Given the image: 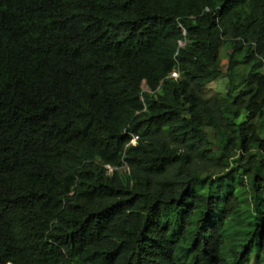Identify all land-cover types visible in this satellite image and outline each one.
<instances>
[{"label":"trees","instance_id":"1","mask_svg":"<svg viewBox=\"0 0 264 264\" xmlns=\"http://www.w3.org/2000/svg\"><path fill=\"white\" fill-rule=\"evenodd\" d=\"M263 69L264 0H0V264H250Z\"/></svg>","mask_w":264,"mask_h":264},{"label":"rangeland","instance_id":"2","mask_svg":"<svg viewBox=\"0 0 264 264\" xmlns=\"http://www.w3.org/2000/svg\"><path fill=\"white\" fill-rule=\"evenodd\" d=\"M226 84H227V79L223 76L219 77L216 81L209 83L206 87L203 89V95L204 97H211L212 95L216 93H224L226 91ZM143 90H147L146 85L143 83L142 84ZM210 139H211V131H208ZM228 245L231 246V241H228ZM250 264H264V250H260L258 252V257L253 256Z\"/></svg>","mask_w":264,"mask_h":264},{"label":"built area","instance_id":"3","mask_svg":"<svg viewBox=\"0 0 264 264\" xmlns=\"http://www.w3.org/2000/svg\"><path fill=\"white\" fill-rule=\"evenodd\" d=\"M262 72L264 73V69H263ZM177 75H178L177 72H173V73L171 74V76H174V77H176ZM137 138H138V136H136V135H131L130 143H133ZM106 168H107L109 171L112 170V168L109 167V166H106Z\"/></svg>","mask_w":264,"mask_h":264}]
</instances>
